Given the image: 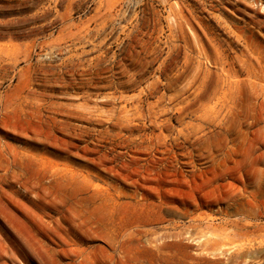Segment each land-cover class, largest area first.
Segmentation results:
<instances>
[{
	"label": "rangeland",
	"instance_id": "obj_1",
	"mask_svg": "<svg viewBox=\"0 0 264 264\" xmlns=\"http://www.w3.org/2000/svg\"><path fill=\"white\" fill-rule=\"evenodd\" d=\"M0 264H264V0H0Z\"/></svg>",
	"mask_w": 264,
	"mask_h": 264
}]
</instances>
